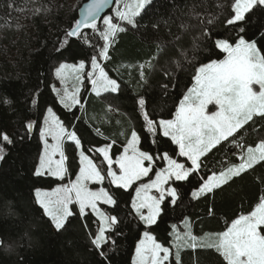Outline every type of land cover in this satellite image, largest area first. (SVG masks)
<instances>
[{
    "label": "trees",
    "instance_id": "obj_1",
    "mask_svg": "<svg viewBox=\"0 0 264 264\" xmlns=\"http://www.w3.org/2000/svg\"><path fill=\"white\" fill-rule=\"evenodd\" d=\"M86 1L17 0L2 5L7 18L0 22V133H7L12 143L4 145L5 155L0 159V264H132L145 231L171 249L168 264H176L178 235L185 237L189 230L198 235L224 232L233 220L255 209L264 197V162L206 198H193L191 191L199 186L201 178L240 162L241 149L223 142L202 159L200 170L187 181L169 180L167 185L178 189L177 202L171 204L166 196L156 224L146 227L131 208L137 183L128 189L111 184L108 165L97 147L113 142L112 156L117 158L135 129L140 148L154 156L152 175L165 167L166 161L159 158L164 153L189 166L190 161L179 155L170 137H163L159 129L156 134L147 133L137 100L145 99L150 118H173L194 84L195 70L226 56L215 46L216 40L234 43L243 35L255 41L264 54V6H256L245 14L244 21L229 25L227 20L235 15L230 7L234 0H151L137 17L139 27L123 25L127 31L119 33L111 44L108 59L98 57L109 76L119 82L120 90L97 95L86 73L91 69V57L104 43L100 37L105 27L103 19L97 21L96 31L81 29L89 37L87 43L77 37L65 43V34L75 26ZM108 14L115 16V6ZM150 60L153 67L144 69L142 79L139 65ZM79 61L87 63L81 102L73 108L65 107L52 89L54 71L61 63ZM48 107L54 109L67 131L76 132L105 176L104 187L117 201L115 205L101 204L106 215L118 220L106 233L109 239L102 246L106 259L91 242L100 227L91 210L80 216L74 206L66 228L56 231L36 202L37 188L52 189L62 182L48 174H35L42 150L39 131ZM30 122H34L32 129L28 128ZM240 138L245 146L254 147L264 139V119L254 118L239 132ZM63 148L67 179H73L80 168L78 147L65 139ZM180 261L227 264L215 249L187 247L180 250Z\"/></svg>",
    "mask_w": 264,
    "mask_h": 264
},
{
    "label": "snow or ice",
    "instance_id": "obj_2",
    "mask_svg": "<svg viewBox=\"0 0 264 264\" xmlns=\"http://www.w3.org/2000/svg\"><path fill=\"white\" fill-rule=\"evenodd\" d=\"M108 0H92L85 8L82 19L75 21V26L65 34V43L69 38L77 37L85 43L89 37L81 32L83 28H90L96 31L97 14ZM122 0H116L117 5ZM151 0H132L125 2L123 8L117 7L115 16H104V29L100 37L104 41L100 51L91 57V72L86 75L91 79L92 91L97 95L101 92H118L120 85L117 80L112 79L105 72L104 67L98 63V57L108 59V51L119 33L127 31L130 26L133 29L139 27L137 17L141 16L142 10L150 5ZM256 6H264V0H234L230 5L234 11L227 24L234 25L238 21L245 20V14L249 13ZM40 9H35L39 12ZM118 20L119 22H114ZM211 23V21H209ZM157 27V25H153ZM181 27H186L181 25ZM243 32V29H241ZM177 41L179 37L175 38ZM215 46L227 53L222 60H212L202 64L195 70L194 85L188 90V94L180 101L172 119L154 120L146 111V101L143 97L137 100V104L143 113L147 133L156 134L158 129L162 131L163 137H170L171 141L178 146L179 155L186 157L190 165L178 163L164 153L159 158L167 161V167L156 172L155 179L150 183H141L135 189V197L131 201V208L135 210L138 219L144 226L155 225L157 218L161 215V204L165 197L170 198L171 204H176L178 189L176 187L165 188L169 180L185 182L190 176L195 175L202 167V159L212 152L223 142H228L241 149L239 163L230 164L218 173L213 171L206 179L201 178L199 186L191 191L193 198L207 197L215 190L227 185L235 177L253 169V167L264 162V139H260L256 145L245 146L242 138L237 139L239 132L254 118L264 119V54L257 47L256 42L248 41L243 35L236 38L232 43L227 39L215 41ZM160 51L163 48L157 46ZM179 67V63H177ZM72 67L77 73L85 69V63L81 61L78 65L61 64L56 69V75L64 79L66 68ZM151 60L139 65L141 78L145 76L144 69H151ZM80 78L79 76L77 77ZM254 86H258V90ZM166 87V86H165ZM55 90V89H54ZM59 95V93H58ZM71 104H79L80 101L73 94L68 96L65 93L60 103L65 107ZM5 103L9 101L5 100ZM35 100L33 103L35 104ZM216 108L210 111L209 106ZM48 118L45 119V127L41 131V138L50 136L54 141L49 145L45 139V151L40 156L39 166L35 170L37 176L47 173L51 177L61 180L67 172L65 167V154L63 141H74L78 148H81L79 174L75 181L69 185H61L52 191L35 190L36 202L43 209V214L50 218L51 225L56 231L66 228L70 217H73L72 205H78L76 215H87L86 210L96 213L100 221L106 225L99 227L92 238V245L98 251L100 257L106 259L107 254L103 252L109 237L106 232L113 225L118 223L117 217L108 216L98 208V202L103 201L106 205H115L117 201L103 187L93 191L88 187L89 181L103 182L105 176L101 174L98 166L85 155L80 139L75 131H67L61 121L56 117L52 108L47 109ZM32 128V124L28 125ZM140 141L138 133L133 130L127 146L115 163L119 166V174L112 170V159L109 155L111 145L97 149L108 162L107 177L110 183L118 188L128 189L134 182L142 177L148 176L152 171L154 156L149 152L141 151L137 144ZM7 133H0V159L5 155V144H11ZM59 154V159L55 157ZM148 166H145V162ZM156 189L158 196L150 195V191ZM147 209V214L143 212ZM264 226V197L255 209L248 215H240L233 220L226 231L216 235L214 241H207L204 238H197L191 231L185 233V237L177 236L175 253L176 264H181L180 250L187 247L196 249H215L223 256L227 264H264V235L261 234ZM190 229V225H186ZM144 239L140 240L136 247L137 259L134 264H165L169 260L170 249L157 243L154 237L148 232L143 233ZM3 241H0V245ZM163 254V255H161Z\"/></svg>",
    "mask_w": 264,
    "mask_h": 264
},
{
    "label": "rangeland",
    "instance_id": "obj_3",
    "mask_svg": "<svg viewBox=\"0 0 264 264\" xmlns=\"http://www.w3.org/2000/svg\"><path fill=\"white\" fill-rule=\"evenodd\" d=\"M17 0H0V22L1 21H3V20H5L6 18H7V12L4 10V8H3V4L4 3H7V4H13L14 2H16ZM125 2H128V3H130V2H132V0H122V2H121V4H119V5H117V3L115 2V10H116V8L117 7H119V6H121V9L123 8V4L125 3ZM114 8V7H113ZM105 16H111L110 14H106ZM103 19V18H102ZM255 42V41H254ZM257 44V43H256ZM257 47H258V45H257ZM259 48V47H258ZM226 56H227V53H226ZM225 56V57H226ZM224 57V58H225ZM224 58H222V59H224ZM222 59H220V60H222ZM217 61H219V60H217ZM81 61H79V62H76V63H68V62H64V63H61V64H66V65H69V66H71V65H78L79 63H80ZM84 63H85V69L81 72V73H77L76 72V70L74 69V68H72V67H69V68H66L65 70H64V73H65V76H64V79L62 80L60 77H58L57 75H56V69L57 68H59L60 67V65L61 64H59L57 67H56V69H55V71H54V81H53V83H52V89H53V91L56 93V95L58 96V98H59V101H60V99H61V97L62 96H64L65 95V93H67V95L68 96H71V95H73V94H75L76 95V98L81 102V93H82V88H83V81H84V78H85V71H86V67H87V63L85 62V61H83ZM211 62V61H210ZM99 64H100V62H98ZM209 63V62H208ZM101 66V65H100ZM102 67V66H101ZM92 71V68L88 71V72H91ZM105 72L107 73V71L105 70ZM108 74V73H107ZM80 77L79 79L77 78V77ZM108 76H109V74H108ZM110 77V76H109ZM111 78V77H110ZM113 79V78H112ZM91 80V79H90ZM116 80V79H115ZM118 82V81H117ZM119 83V82H118ZM194 83H195V81H194ZM120 85V84H119ZM194 85V84H193ZM192 85V86H193ZM191 86V87H192ZM255 87V89L256 90H258V86H254ZM91 88H92V83H91ZM55 89V90H54ZM58 93H59V95H58ZM95 93V92H94ZM102 93H104V92H101V94ZM96 94V93H95ZM188 94V92L186 93V95ZM80 104V103H79ZM77 104H75V105H73V104H71V101H69V108H73L74 106H76ZM48 108H52V107H48ZM47 108V109H48ZM52 110H53V112L55 113V111H54V109L52 108ZM209 110L210 111H215L216 110V108L215 107H213V106H209ZM55 115H56V117L60 120V118L57 116V114L55 113ZM46 118H48V112H47V110H46V112H45V114H44V116H43V119H42V123H41V126H40V131H39V133H40V139H41V142H42V150H41V154H40V156L44 153V151H45V139H47V142H48V144L49 145H51V144H53L54 143V141L52 140V138L50 137V136H48V137H45V138H41V131L44 129V127H45V119ZM174 118V117H173ZM172 119V118H171ZM61 121V120H60ZM31 124H32V128L34 127V122H30ZM29 123V124H30ZM61 123L63 124V122L61 121ZM64 125V124H63ZM64 127H65V125H64ZM31 128V129H32ZM66 128V127H65ZM67 130V129H66ZM135 130V129H134ZM136 131V130H135ZM137 132V131H136ZM130 138H131V136H130ZM129 138V139H130ZM64 142V141H63ZM81 145H82V143H81ZM106 145H111V147H110V149H109V155H110V157H111V159H112V161H113V163H112V170L113 171H115V172H117V174H119V166H118V164H116L115 163V160L120 156V155H122L123 154V150H124V148L127 146V143H126V145L124 146V148H123V150H122V152L118 155V157L117 158H114L113 156H112V147H113V142L112 143H106V144H104V145H102V146H99V147H97V149H99V148H101V147H104V146H106ZM83 147V146H82ZM137 147L141 150V151H143L141 148H140V145H139V143L137 144ZM63 150H64V148H63ZM83 150H84V148H83ZM179 150V149H178ZM80 151H81V148H78V153H80ZM85 151V150H84ZM65 154V153H64ZM101 154V153H100ZM85 155H88L89 156V158L90 159H92V157L88 154V153H86V151H85ZM102 155V154H101ZM168 155V154H167ZM103 156V155H102ZM169 157H171L170 155H168ZM66 158V157H65ZM172 158V157H171ZM55 159H59V154H57V156L55 157ZM173 159V158H172ZM93 160V159H92ZM175 160V159H174ZM39 161H40V158H39ZM79 161H80V155H79ZM166 161V160H165ZM178 163H181V164H185L184 162H181V161H178V160H176ZM93 162L95 163V161L93 160ZM106 162V164L108 165V162L107 161H105ZM96 164V163H95ZM39 166V162H38V165H37V167ZM145 166H148V162L146 161L145 162ZM152 166H153V163H152ZM65 167L67 168V165H66V159H65ZM80 167H81V164H80ZM167 167V161H166V165H165V167L164 168H166ZM186 167H187V165H186ZM163 168V169H164ZM80 169V168H79ZM161 170V169H160ZM160 170H158V171H160ZM45 174H47V173H45ZM78 174H79V171H78ZM77 174V175H78ZM102 174V173H101ZM77 175L73 178V179H67V172H66V174H65V176H64V179L62 180V182L60 183V184H58L56 187H59V186H61V185H69L70 186V184H71V182H73V181H75V179H76V177H77ZM155 175H156V173L154 174V175H152V171H150L149 172V174H148V176H145V177H142L139 181H136V182H134V183H137V187H139L140 186V184L141 183H150L151 182V180H153V179H155ZM111 179V178H110ZM61 180V179H60ZM88 183V187L91 189V190H93V191H96V190H99V188H101V187H103L106 191H108L105 187H104V185H103V182H93V181H89V182H87ZM56 187H54V188H56ZM164 187L165 188H167V187H173V186H168L167 184L166 185H164ZM37 189H40L41 191H48V192H50V191H52L53 189H50V188H37ZM150 195H154V196H158L159 195V193L157 192V190L156 189H152L151 191H150V193H149ZM134 197H135V195H134ZM101 204H104L103 203V201H100V202H98V208L100 209V211H102V212H104L103 211V209H102V207H101ZM74 206L75 207H77V209H78V205H72V206H70V207H72V211L74 210ZM90 210V209H89ZM87 211V210H86ZM143 212L145 213V214H147V209H144L143 210ZM94 213V212H93ZM105 213V212H104ZM95 214V216L100 220V218H99V216H97L96 215V213H94ZM106 214V213H105ZM101 226H105L106 227V225L105 224H103L101 221H100V227ZM110 229V228H109ZM263 230H264V226H262V229H261V234L262 235H264L263 234ZM107 233V232H106ZM150 233V232H149ZM152 236H153V234L152 233H150ZM154 237V236H153ZM142 239H144V236H143V238ZM154 239H155V237H154ZM155 241L157 242V243H160V242H158L156 239H155ZM161 244V243H160ZM162 245V244H161ZM162 246H164V245H162ZM165 247V246H164ZM161 255H163V254H161ZM171 256H172V251H171V249H170V256H169V260H170V258H171ZM136 259H137V256H136V252H135V255H134V258H133V263L132 264H134V262L136 261ZM169 260L168 261H166L165 262V264H168V262H169Z\"/></svg>",
    "mask_w": 264,
    "mask_h": 264
},
{
    "label": "water",
    "instance_id": "obj_4",
    "mask_svg": "<svg viewBox=\"0 0 264 264\" xmlns=\"http://www.w3.org/2000/svg\"><path fill=\"white\" fill-rule=\"evenodd\" d=\"M116 0H108L107 3L104 4V6L100 9L99 13L97 14V21L99 19H102L106 14L111 11L115 5ZM92 3V0H87L84 2L79 10V19H82L85 14V8L88 4Z\"/></svg>",
    "mask_w": 264,
    "mask_h": 264
},
{
    "label": "crops",
    "instance_id": "obj_5",
    "mask_svg": "<svg viewBox=\"0 0 264 264\" xmlns=\"http://www.w3.org/2000/svg\"><path fill=\"white\" fill-rule=\"evenodd\" d=\"M53 189H55V188H53ZM191 233H192V235L196 236L197 238H204L205 240H207L209 242L214 241L215 238H216V235L219 234V233H205V234H202V235H198V234L193 233L192 231H191ZM263 234H264V230H263ZM142 238H143V236H142Z\"/></svg>",
    "mask_w": 264,
    "mask_h": 264
},
{
    "label": "clouds",
    "instance_id": "obj_6",
    "mask_svg": "<svg viewBox=\"0 0 264 264\" xmlns=\"http://www.w3.org/2000/svg\"><path fill=\"white\" fill-rule=\"evenodd\" d=\"M53 189V188H52Z\"/></svg>",
    "mask_w": 264,
    "mask_h": 264
}]
</instances>
